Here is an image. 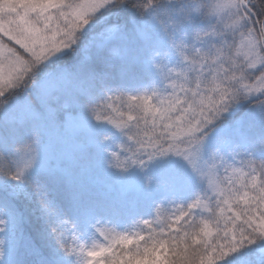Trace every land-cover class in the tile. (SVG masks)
Wrapping results in <instances>:
<instances>
[{
  "label": "snow or ice",
  "instance_id": "1",
  "mask_svg": "<svg viewBox=\"0 0 264 264\" xmlns=\"http://www.w3.org/2000/svg\"><path fill=\"white\" fill-rule=\"evenodd\" d=\"M0 264H264V0H0Z\"/></svg>",
  "mask_w": 264,
  "mask_h": 264
}]
</instances>
